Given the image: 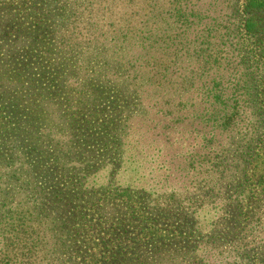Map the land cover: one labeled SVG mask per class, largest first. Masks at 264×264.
I'll list each match as a JSON object with an SVG mask.
<instances>
[{"label":"rangeland","instance_id":"374dc122","mask_svg":"<svg viewBox=\"0 0 264 264\" xmlns=\"http://www.w3.org/2000/svg\"><path fill=\"white\" fill-rule=\"evenodd\" d=\"M242 2L0 0V264H100L124 187L198 207L186 264H264V92L202 66L201 35Z\"/></svg>","mask_w":264,"mask_h":264},{"label":"trees","instance_id":"16d2710c","mask_svg":"<svg viewBox=\"0 0 264 264\" xmlns=\"http://www.w3.org/2000/svg\"><path fill=\"white\" fill-rule=\"evenodd\" d=\"M242 1V6L236 7L224 16V24L221 28L226 29L225 33L217 34L215 32V34V30L221 29L217 27L215 29L211 28V30H207L206 33L201 35V42L203 41L201 46L204 51L206 50L204 55H202V66L203 72H206L209 67V70L214 69L217 74L226 76L228 81L232 82V85L234 84L236 96L238 97L239 95L238 98H240L243 95L242 99L249 102L252 100V95L264 92V0ZM150 11L151 9H148L145 17L151 16L157 22L156 25L160 27V30H168L169 24L163 22L153 11L150 14ZM228 21L229 23L232 21V25H227ZM142 28L145 29V26L141 25L133 34L136 40H139ZM147 28V32L155 30L152 27L150 29ZM110 31L113 32L112 29ZM149 37L150 35L140 43L146 45ZM160 39L162 42L159 43L168 42L167 38L162 39V36H160ZM157 40L156 44L159 41ZM149 43L155 44V42ZM219 43L225 49H219L217 47ZM153 48L155 47H150V49ZM223 51H225V55L220 54H223ZM32 53L35 55L41 53L40 47L33 50ZM223 56L224 58L222 59ZM169 64L171 63L169 62ZM175 64L174 62L171 66ZM160 66L164 69L167 67L162 64ZM155 67L157 68V64ZM231 77L233 80H231ZM108 81L109 76H103V80H99L98 84L105 87L104 82L108 83ZM95 91H97L96 93L99 92L98 89ZM256 98H253L254 102ZM101 99H106V97L101 96ZM247 107L249 111L251 106ZM263 112L264 105H261V107L257 106L255 110L253 108L251 111L252 116L257 120L254 123V131L252 132L253 141H263L261 140L264 135ZM257 131L260 132L257 133ZM256 135L259 137L258 139ZM259 151V154H254L253 162L256 158L264 159V142H262ZM25 159L27 158L25 157ZM149 196L148 194L142 195V193L133 191L131 187H124L123 190L117 192L113 197L116 199L114 206H111L109 210L103 208L101 223H109L113 220L114 225L111 226V223L107 224L108 228H112L111 231L101 227V232L104 231L102 232L104 234L101 235V243L107 245L108 252H102V255L96 258L97 263H187L186 255L191 253L192 250L187 248L182 251L179 248V244L188 242L192 233L195 232V213L198 207L189 206V204L184 206L182 205L185 202L184 200H181V202L177 200V203L167 202L161 205L158 202L159 198L151 199ZM49 199L54 203L59 201L58 195L54 191L45 200ZM140 199L143 202H140ZM137 201L139 203L133 204ZM95 205L97 204L94 203L92 206L95 207ZM95 210L99 212L100 206L99 208L96 206ZM87 216L86 213L81 212V224L84 230L76 228V233L79 234V237H82L85 233ZM92 231H96V228Z\"/></svg>","mask_w":264,"mask_h":264}]
</instances>
